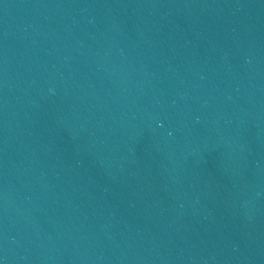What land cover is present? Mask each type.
<instances>
[{"label": "water", "instance_id": "obj_1", "mask_svg": "<svg viewBox=\"0 0 264 264\" xmlns=\"http://www.w3.org/2000/svg\"><path fill=\"white\" fill-rule=\"evenodd\" d=\"M0 264H264V0H0Z\"/></svg>", "mask_w": 264, "mask_h": 264}]
</instances>
